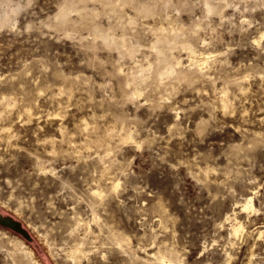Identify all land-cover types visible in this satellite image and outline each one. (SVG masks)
I'll return each instance as SVG.
<instances>
[{"label":"rangeland","instance_id":"374dc122","mask_svg":"<svg viewBox=\"0 0 264 264\" xmlns=\"http://www.w3.org/2000/svg\"><path fill=\"white\" fill-rule=\"evenodd\" d=\"M156 1L0 0V264H264V0Z\"/></svg>","mask_w":264,"mask_h":264},{"label":"bare ground","instance_id":"6f19581e","mask_svg":"<svg viewBox=\"0 0 264 264\" xmlns=\"http://www.w3.org/2000/svg\"><path fill=\"white\" fill-rule=\"evenodd\" d=\"M99 1V0H98ZM121 1V0H120ZM156 1V0H155ZM74 2V1H73ZM156 2H158V1H156ZM167 2V1H166ZM115 3V2H114ZM124 3V2H123ZM127 3V2H126ZM218 3V2H217ZM217 3H215V2H210L209 3V7L208 8H210V9H220V8H222V6H221V4L219 3V4H217ZM109 4V3H108ZM122 4V3H121ZM103 5V4H102ZM113 5V4H112ZM125 5V4H124ZM114 6V5H113ZM132 6V5H131ZM130 6V7H131ZM166 6V5H165ZM155 7V6H154ZM156 8V7H155ZM154 8V9H155ZM74 9V8H73ZM209 9V10H210ZM161 10V9H160ZM71 11V10H70ZM208 11V10H207ZM211 11V10H210ZM113 12V11H112ZM216 12V11H215ZM169 15V14H168ZM171 16V15H170ZM63 18V17H62ZM129 18V17H128ZM64 20V19H63ZM122 20V19H121ZM150 21V20H149ZM121 22V21H120ZM175 22V21H174ZM132 23V22H131ZM143 23H144V21H143ZM151 23V22H150ZM99 24H97V26H98ZM165 26V25H164ZM176 26V25H175ZM185 26V25H184ZM150 27V26H149ZM153 27V26H152ZM111 28V27H110ZM97 29V28H96ZM131 29V28H130ZM168 29H169V27H168ZM183 29V28H182ZM185 29V28H184ZM98 30V29H97ZM134 30V29H133ZM165 30V29H164ZM170 30V29H169ZM160 31V30H159ZM166 31V30H165ZM178 31V30H177ZM188 31V30H187ZM95 32V31H94ZM97 32V31H96ZM158 32V31H157ZM169 32V31H168ZM105 33V32H104ZM189 33V32H188ZM99 34V33H98ZM102 34V33H101ZM115 35V34H114ZM100 36V35H99ZM122 36V35H121ZM176 36H177V34H176V32L175 33H173V32H170V33H167V31H166V33H161L159 36H158V40H156V43L158 42V44H162V46H160V47H158L159 49H161V51H163V52H165V47L166 46H170V45H174V43H176L177 42V38H176ZM96 37V36H95ZM106 37V36H105ZM110 37V36H109ZM108 38V36L106 37V40H108L107 39ZM112 39V38H111ZM115 38L113 37V40H114ZM101 40V39H100ZM192 40V39H191ZM181 41V40H180ZM105 42V41H104ZM109 42H111V41H109ZM112 43V42H111ZM155 43V42H154ZM122 44H123V41H122ZM183 44V43H182ZM130 45V44H129ZM155 45V44H154ZM154 45H153V47H154ZM172 45V46H173ZM186 45V44H185ZM187 45H188V43H187ZM118 46V45H117ZM126 46V45H125ZM189 46V45H188ZM192 46V45H191ZM171 47V46H170ZM176 47V46H175ZM190 47V46H189ZM188 47V48H189ZM123 48V47H122ZM140 48V47H139ZM156 48V47H155ZM167 48V47H166ZM182 48V47H181ZM193 50V49H192ZM164 55V54H163ZM161 56V55H160ZM174 56V55H173ZM196 57V56H195ZM159 59H160V57H158ZM164 58V57H163ZM173 58V57H172ZM157 59V58H156ZM158 59V60H159ZM162 60V59H161ZM167 61H169V59L167 58ZM154 62V61H153ZM168 66H169V64H168V62L166 63ZM136 68V67H135ZM164 68V67H163ZM137 69V68H136ZM147 71V70H146ZM157 71V70H156ZM171 71H173V70H171ZM160 72V71H159ZM147 73V72H146ZM145 73V74H146ZM159 74V73H158ZM132 75V74H131ZM144 76V75H143ZM142 76V77H143ZM152 77V76H151ZM137 79V78H136ZM143 79V78H142ZM229 82V81H228ZM231 84V83H230ZM70 87V86H69ZM229 90V89H228ZM65 92V91H64ZM67 94V93H66ZM224 96V95H223ZM5 97V96H4ZM231 99V98H230ZM228 100V99H227ZM226 101V100H225ZM226 104V103H225ZM228 107V106H227ZM227 109V108H226ZM29 114H30V112H29ZM59 126V125H58ZM64 133V132H63ZM208 172V171H207ZM117 183V182H116ZM113 184V183H112ZM116 185V184H115ZM116 187V186H115ZM99 192V191H98ZM100 194V193H99ZM251 196V195H250ZM243 207L244 208H253V198L252 197H249L247 200H246V202L243 204ZM235 226V225H234ZM240 228H241V226L239 227H234V230L233 231H235L236 233H238V231L240 230ZM115 236V235H114ZM121 240V239H120ZM80 245V244H79ZM174 249V248H173ZM76 250V249H75ZM77 250H79V251H82L80 248H77ZM29 252V251H28ZM30 253V252H29ZM172 255V254H171ZM170 257V256H169ZM158 258V257H157ZM159 258H161V260H162V262H164V263H166V264H172V259H168L165 255H161Z\"/></svg>","mask_w":264,"mask_h":264},{"label":"water","instance_id":"95a60500","mask_svg":"<svg viewBox=\"0 0 264 264\" xmlns=\"http://www.w3.org/2000/svg\"><path fill=\"white\" fill-rule=\"evenodd\" d=\"M4 223L10 225L11 227L17 229V230H20L21 232H24V229L23 227L21 226V223L16 221V220H13V219H4L3 220Z\"/></svg>","mask_w":264,"mask_h":264}]
</instances>
